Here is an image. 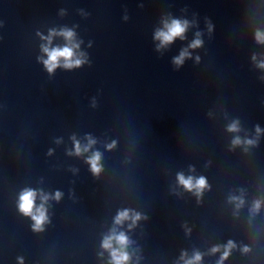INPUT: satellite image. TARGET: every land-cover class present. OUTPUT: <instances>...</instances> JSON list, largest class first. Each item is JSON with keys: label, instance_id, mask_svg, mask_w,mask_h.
Instances as JSON below:
<instances>
[{"label": "clouds", "instance_id": "obj_1", "mask_svg": "<svg viewBox=\"0 0 264 264\" xmlns=\"http://www.w3.org/2000/svg\"><path fill=\"white\" fill-rule=\"evenodd\" d=\"M189 27L188 21H181L177 19L171 20V22H164V28L162 30H157L155 33V39L160 41L159 45L157 46V51H159L161 48L166 47L167 45L171 44L176 38H184V33L186 32L187 28ZM211 30V28L209 29ZM57 35V33L52 32L48 37H42L43 39H46L48 43H51L52 36ZM59 35H62L71 46H64L62 48H49L47 45H42V51L47 55V59H42V62L47 69V71L51 74L54 72V70L57 67L61 66V60H63V67L66 69H71L73 67H79L81 66L85 61L81 58H76L74 53V48H78V44H72V40L74 37V32L71 30H63L59 33ZM197 37H199V34H197ZM257 42L264 43V34L257 33L256 34ZM202 45V41L199 38H196L191 42V44L188 46L189 48L195 49ZM83 55V54H81ZM190 53L187 49H184L180 52L179 56L173 58V64L179 68L183 65L184 60L186 58H190ZM199 58L197 57V60ZM255 59V57L253 58ZM261 68H264V63H260L258 65ZM229 132H238L240 129L238 127V122H233L228 126L227 129ZM260 129L257 127V132L259 133ZM246 144H253L254 141L252 140H246L243 141ZM95 141L92 139H89L88 145L81 146L79 142L75 143V154L80 155L82 152H87L89 147H91L92 144H94ZM233 145H240L242 143L240 137H236L232 141ZM112 146L110 145L109 148ZM101 159V154L96 152L93 153V155L88 159V163L91 165V170L94 174H98L100 171L99 161ZM179 183L188 191L195 190V194L197 196L200 195L202 190L207 187V181L204 177H200L198 179H195L191 176L185 178L183 174H178L177 177ZM37 193L31 189H26L23 191L20 195V203H19V210L26 216H30L32 220L34 221L33 228L36 231H39L42 229V225L47 220L46 215V208L44 207V203L47 202L49 197L47 195L41 196V200L43 203L39 207L35 206V200H36ZM61 197L60 192H56L55 199L59 200ZM231 201H239L237 204V207L240 206V204L243 203L242 200H240L238 197H230ZM260 207V202L257 201L254 204V210H258ZM132 220V224L134 225L137 220L140 219L139 214H132L130 216L129 210H124L118 213V215L115 218V223L117 225L122 224L125 220ZM132 225H130L131 227ZM113 242H115L118 247H113ZM129 243L127 236L123 233H116L113 231V233L109 236H106L102 242V247L105 250L110 251L111 255V264H127L130 257L126 251H124V248ZM234 247L233 243L229 241L228 245L226 246V250L223 253V256L221 257V261L218 262V264H222V261L226 259L229 255L230 249ZM218 247H214L212 249V252L218 251ZM246 250V249H245ZM184 255L182 254L181 259H184ZM201 260V254L195 253L191 259L184 260V264H199V261Z\"/></svg>", "mask_w": 264, "mask_h": 264}]
</instances>
